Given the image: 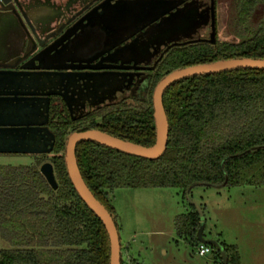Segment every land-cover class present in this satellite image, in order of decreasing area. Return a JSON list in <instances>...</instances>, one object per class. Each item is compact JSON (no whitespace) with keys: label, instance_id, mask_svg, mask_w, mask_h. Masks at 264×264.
Listing matches in <instances>:
<instances>
[{"label":"trees","instance_id":"trees-1","mask_svg":"<svg viewBox=\"0 0 264 264\" xmlns=\"http://www.w3.org/2000/svg\"><path fill=\"white\" fill-rule=\"evenodd\" d=\"M258 12L264 15V0H235V41L220 42L215 35L214 43L174 46L138 99L98 115L102 123L95 116L89 118L82 130L98 129L153 145L152 94L157 83L188 66L264 59V18L254 27ZM163 105L169 134L166 149L157 159L126 154L94 141L76 146L86 185L112 217L110 198L119 188H176L187 194L196 186L264 185V70L235 69L178 80L164 92ZM52 128L56 188L40 172L39 163L0 165V264H110L107 231L75 190L66 169V140L77 128L66 121ZM199 226L196 212L176 222L177 232L194 235L195 242ZM217 241L225 248L228 264H240L237 248ZM216 254L221 257L218 250ZM121 264L139 262L121 258Z\"/></svg>","mask_w":264,"mask_h":264},{"label":"flooded vegetation","instance_id":"flooded-vegetation-1","mask_svg":"<svg viewBox=\"0 0 264 264\" xmlns=\"http://www.w3.org/2000/svg\"><path fill=\"white\" fill-rule=\"evenodd\" d=\"M33 1L20 17L8 15L1 30L8 31V53L0 46L8 88L0 92L8 91V122L29 123L42 143L62 121L85 131L89 118L102 123L98 115L138 99L174 46L209 40L213 8L216 24L215 0H161L160 11L174 7L178 15L153 22L149 14L137 17L135 0ZM201 28H209L207 37Z\"/></svg>","mask_w":264,"mask_h":264},{"label":"rangeland","instance_id":"rangeland-1","mask_svg":"<svg viewBox=\"0 0 264 264\" xmlns=\"http://www.w3.org/2000/svg\"><path fill=\"white\" fill-rule=\"evenodd\" d=\"M22 3L28 9L36 2L22 0ZM215 10L216 39L235 41L232 34L235 0H215ZM263 18L261 12L256 13L254 27ZM7 27L0 28L2 39L1 30ZM208 33L209 28H201L198 32L202 37H207ZM0 46H4L3 41ZM55 155L54 151L46 155L0 153V165L39 163L40 167L45 162L51 163ZM195 205L204 215L202 235L205 239L218 238L223 244L236 247L240 264H264V185L196 186L187 194L176 188L116 189L110 198V206L117 224L121 258L134 259L139 264H223L213 246L211 253L198 254V247L202 244L198 232L197 242L193 240L194 235L177 232L179 217L191 212H196L199 217Z\"/></svg>","mask_w":264,"mask_h":264},{"label":"water","instance_id":"water-1","mask_svg":"<svg viewBox=\"0 0 264 264\" xmlns=\"http://www.w3.org/2000/svg\"><path fill=\"white\" fill-rule=\"evenodd\" d=\"M134 2L138 5L137 9L140 10V12L137 14V17L144 16L145 14L152 15L150 18L151 22L160 19L161 16L168 12L169 15H172L173 17H177L178 15L177 9L171 12L174 7L168 12L160 11L159 3L162 2L161 0H135ZM179 3H182V1ZM22 7V0H2V2H0V28L8 25V15L16 14L20 17V14H23ZM175 21L178 22V19ZM215 33L216 26L213 8L211 34L208 41L212 43L215 42ZM2 40V37H0V41ZM40 46L43 47V44ZM37 58V56H34L33 60H37ZM0 61H3V59L0 58ZM37 68H40V66ZM244 68L264 70V59L235 58L219 60L212 63L197 64L177 69L164 76L155 86L152 95L156 139L154 144L151 146H144L131 141L123 140L108 133L94 129L72 132L68 136L65 147V164L67 173L79 196L99 217L107 231L110 244V264H121L118 229L110 212L94 196L81 175L76 158L77 144L86 140L94 141L126 154L147 159H157L164 153L166 149L169 134V123L163 105V95L166 89L176 81L184 78ZM0 86L8 88V64L2 65L0 63ZM13 115H18L16 106L13 107ZM28 125L29 123L25 122H8V91L0 92V153H51L54 148V134L50 131L48 132V129H46L48 132L46 134L49 137V142H47L48 139L46 138V142L42 143L40 138L41 135L37 132L35 133L31 131L30 128H26ZM42 135L44 136V134ZM38 144H42V146H45L46 149H42L41 147L38 148ZM40 172L46 178L50 186L53 188L57 187L53 172V165L50 162L43 163L40 166ZM195 206L200 218V227L197 234L199 242L215 247L221 253L222 263L228 264L227 254L222 244L217 240L205 239L203 237L202 233L205 227L204 215L201 208L198 205Z\"/></svg>","mask_w":264,"mask_h":264},{"label":"built area","instance_id":"built-area-1","mask_svg":"<svg viewBox=\"0 0 264 264\" xmlns=\"http://www.w3.org/2000/svg\"><path fill=\"white\" fill-rule=\"evenodd\" d=\"M2 2V0H0ZM212 252V246L207 245V244H200L198 247V254L200 256H205L206 254H209Z\"/></svg>","mask_w":264,"mask_h":264},{"label":"crops","instance_id":"crops-1","mask_svg":"<svg viewBox=\"0 0 264 264\" xmlns=\"http://www.w3.org/2000/svg\"><path fill=\"white\" fill-rule=\"evenodd\" d=\"M1 17V16H0ZM3 44L4 46H1V48L6 52V54L8 53V31H7V34H3ZM1 41V42H2ZM210 239H214V240H217L218 238H210Z\"/></svg>","mask_w":264,"mask_h":264}]
</instances>
